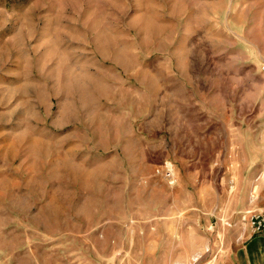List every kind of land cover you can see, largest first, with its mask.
I'll use <instances>...</instances> for the list:
<instances>
[{"label":"rangeland","instance_id":"rangeland-1","mask_svg":"<svg viewBox=\"0 0 264 264\" xmlns=\"http://www.w3.org/2000/svg\"><path fill=\"white\" fill-rule=\"evenodd\" d=\"M263 207L264 0H0V264H224Z\"/></svg>","mask_w":264,"mask_h":264},{"label":"crops","instance_id":"crops-1","mask_svg":"<svg viewBox=\"0 0 264 264\" xmlns=\"http://www.w3.org/2000/svg\"><path fill=\"white\" fill-rule=\"evenodd\" d=\"M180 221V220H179ZM190 218L181 220L179 225L187 226L190 224ZM190 225L183 229L185 232L189 231ZM197 245L193 246L191 251L188 252L189 256H197L198 248ZM224 261V264H264V233L253 234L252 232L248 235L247 239L244 240L237 248L230 252V255Z\"/></svg>","mask_w":264,"mask_h":264},{"label":"built area","instance_id":"built-area-1","mask_svg":"<svg viewBox=\"0 0 264 264\" xmlns=\"http://www.w3.org/2000/svg\"><path fill=\"white\" fill-rule=\"evenodd\" d=\"M166 177L170 184L175 183V174L171 168H168ZM248 223L253 234L264 233V207L260 211L250 213Z\"/></svg>","mask_w":264,"mask_h":264}]
</instances>
